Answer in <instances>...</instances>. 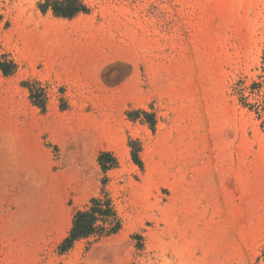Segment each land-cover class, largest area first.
Segmentation results:
<instances>
[{
  "label": "rangeland",
  "instance_id": "1",
  "mask_svg": "<svg viewBox=\"0 0 264 264\" xmlns=\"http://www.w3.org/2000/svg\"><path fill=\"white\" fill-rule=\"evenodd\" d=\"M79 1L0 0V264H264V0Z\"/></svg>",
  "mask_w": 264,
  "mask_h": 264
},
{
  "label": "trees",
  "instance_id": "2",
  "mask_svg": "<svg viewBox=\"0 0 264 264\" xmlns=\"http://www.w3.org/2000/svg\"><path fill=\"white\" fill-rule=\"evenodd\" d=\"M41 9L43 12L52 9L56 17L62 18H73L80 13L87 12L86 7L79 0H46ZM139 152L138 149L133 151V158L137 164H141ZM91 204L92 208L89 212H79L75 216L70 236L63 246L64 250L70 249L79 239L93 235L107 236L119 230L120 226L109 202L93 199ZM98 223L101 224L98 225Z\"/></svg>",
  "mask_w": 264,
  "mask_h": 264
},
{
  "label": "bare ground",
  "instance_id": "3",
  "mask_svg": "<svg viewBox=\"0 0 264 264\" xmlns=\"http://www.w3.org/2000/svg\"><path fill=\"white\" fill-rule=\"evenodd\" d=\"M180 258V257H179ZM185 258V257H184ZM202 264V263H201Z\"/></svg>",
  "mask_w": 264,
  "mask_h": 264
}]
</instances>
